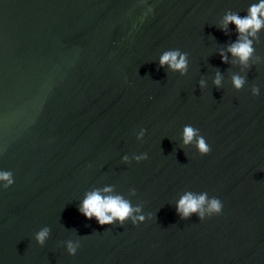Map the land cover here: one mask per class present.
Here are the masks:
<instances>
[{"label": "water", "instance_id": "water-1", "mask_svg": "<svg viewBox=\"0 0 264 264\" xmlns=\"http://www.w3.org/2000/svg\"><path fill=\"white\" fill-rule=\"evenodd\" d=\"M258 2L0 0V264H264V28L242 65L222 26ZM171 50L183 74L160 66ZM105 187L144 220L86 218ZM186 193L221 214L182 219Z\"/></svg>", "mask_w": 264, "mask_h": 264}, {"label": "clouds", "instance_id": "clouds-1", "mask_svg": "<svg viewBox=\"0 0 264 264\" xmlns=\"http://www.w3.org/2000/svg\"><path fill=\"white\" fill-rule=\"evenodd\" d=\"M151 9H149L150 11ZM229 24H234L238 33L237 41L227 48V52L231 53L233 57L239 59L242 65H247L254 49L252 47V40L249 37H257L259 31L264 28V0H259L258 3H252L247 9V15L241 17L232 12L227 13L223 18V28L226 30ZM222 62L227 63L228 58L222 51L220 53ZM160 66L168 65L173 71H180L182 74L187 70V54H181L178 50L166 51L160 56ZM244 79L240 76L234 75L232 77V84L236 89L242 88ZM213 83L219 87L221 85L220 73H216ZM203 86V82H201ZM259 90L254 88L253 94L258 95ZM143 133H141L142 135ZM195 140L196 147L201 155H207L211 151L209 144L202 136L197 134V130L193 127L186 126L183 131V143L185 145L191 144ZM127 160V157H124ZM137 159H147L145 154L143 157ZM0 181H4L3 188L7 189L14 183L13 175L10 171H0ZM112 187H105L103 189H96L86 194L82 201L79 211L88 219L96 218L100 225L111 224L119 221L121 224L132 218L133 223L137 220L143 221L144 217H134L133 213L139 212V208H133L131 203L124 199L121 195H112ZM223 204L218 198L209 199L207 193L200 195H193L186 193L177 204V213L182 219H186L192 214H196L201 220L207 214L209 217L221 214ZM49 235V229L45 228L36 234V240L43 245L44 241ZM68 249L70 253H75V247L69 243Z\"/></svg>", "mask_w": 264, "mask_h": 264}]
</instances>
